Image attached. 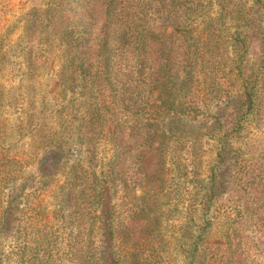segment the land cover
<instances>
[{
  "label": "trees",
  "instance_id": "obj_1",
  "mask_svg": "<svg viewBox=\"0 0 264 264\" xmlns=\"http://www.w3.org/2000/svg\"><path fill=\"white\" fill-rule=\"evenodd\" d=\"M29 1L0 264H264V0Z\"/></svg>",
  "mask_w": 264,
  "mask_h": 264
},
{
  "label": "rangeland",
  "instance_id": "obj_2",
  "mask_svg": "<svg viewBox=\"0 0 264 264\" xmlns=\"http://www.w3.org/2000/svg\"><path fill=\"white\" fill-rule=\"evenodd\" d=\"M30 6L31 3L29 0H0V37L5 38L6 33H10V30L13 31L11 36L10 34H8V38L6 39V41H3L1 43L2 50L0 51V60L4 61L5 57L10 54V40H12V42L16 41L23 33V16ZM165 28H167V26L161 20L158 21L154 26V29H156L157 31L163 30ZM167 29L171 30L170 27H168ZM6 59V66L0 68V92H4V95L7 96V99L9 100L10 95L17 92L15 87L20 79V61L22 57H6ZM41 80L45 81L46 77L41 78L40 81ZM29 82L30 80L26 78V85H28ZM18 114V110L10 107L9 105H6L2 109H0V134L11 133V135H9V140H14V138L12 137L13 129L11 126L18 122L16 121ZM261 132V130H254L252 133H256L259 136ZM10 142L14 143V141ZM206 146L209 149L207 160L210 163V161L213 159L214 150L211 147V144H208ZM23 150H25L24 147H22L19 151V159L25 166V160H28L29 157L28 154L22 153ZM206 167L209 168V166ZM25 168L26 176L30 175L32 173V167L25 166ZM22 182L23 181H21L20 183ZM13 191H18V189L13 188ZM6 193L7 192H5V190L0 191V198L2 199L3 195L4 197H6ZM53 208L54 207H52L51 209ZM170 224H172L173 228H170L169 230V238L171 236H178V233L176 231L178 224L177 219H173L172 221H170ZM6 234H9V236H7ZM4 235L5 236L1 239V242L3 243V247H5L6 252H10V231L8 233H5ZM170 239H172V237ZM169 261L170 264H185L183 256L179 250H174V253H171Z\"/></svg>",
  "mask_w": 264,
  "mask_h": 264
}]
</instances>
